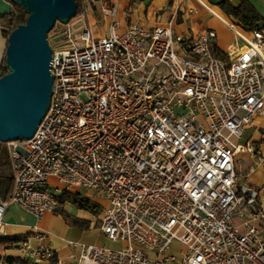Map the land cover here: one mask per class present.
Listing matches in <instances>:
<instances>
[{"label":"built area","instance_id":"obj_1","mask_svg":"<svg viewBox=\"0 0 264 264\" xmlns=\"http://www.w3.org/2000/svg\"><path fill=\"white\" fill-rule=\"evenodd\" d=\"M94 2L104 37L88 3L53 33L49 109L31 140L6 144L14 189L0 201V240L8 204L41 220L75 189L121 247L69 242L73 264H264V189L235 166L253 152L240 143L244 128L264 116V32L223 22L235 42L219 60L213 30L175 35L173 17L122 26L116 0ZM16 240L36 263L55 258Z\"/></svg>","mask_w":264,"mask_h":264},{"label":"crops","instance_id":"obj_2","mask_svg":"<svg viewBox=\"0 0 264 264\" xmlns=\"http://www.w3.org/2000/svg\"><path fill=\"white\" fill-rule=\"evenodd\" d=\"M222 1L223 0H116L117 17L122 26L132 21H139L149 28L168 23L173 17L172 31L175 35L179 36L198 35L205 30H213L216 33V43L214 47L223 53L235 42V37L223 23L233 21L226 17L217 7ZM227 1L233 7H237L239 4L238 0ZM246 1L262 18L263 21L261 24L263 25L264 0ZM97 2L98 0H95L94 3ZM199 2L205 6L212 15L207 12ZM95 9L97 10L96 6ZM8 13H10V5L0 0V17ZM97 14L98 17H94V13L91 11L90 19H92L93 22L101 20V15L98 10ZM205 17L208 19L204 20ZM233 23L237 25L236 22ZM4 31L5 30L0 25V67L4 62L5 48L7 45V39L3 35ZM262 31L264 32V27ZM243 32L245 34L249 33ZM240 143L250 146L253 152H240L236 156L235 166L238 176L245 179L251 186L264 189V162H260V159L264 160V116L256 115L251 119L250 124L244 128ZM13 189L14 184L11 185L10 196L13 193ZM80 192L84 193V199H87L91 203L93 202L85 191ZM2 199V194L0 193V201H2ZM65 204L66 202L59 203V207L54 213L45 215L41 220L35 219L32 215L13 203L8 204L4 214V234L6 237L0 240V264H40L36 263L20 249L16 239L28 240L31 246H37L39 244L47 246L54 252L57 261L56 264H73L69 260V255L71 253L68 247L69 242L106 247L108 241L101 235L98 228L93 229V223H91L90 220L91 216L85 210L75 209L71 205L66 207ZM63 210H65V212ZM59 212H63L69 216V223L58 214ZM97 219L99 221V215ZM74 220L78 221V224L70 222ZM94 232H96L97 235L92 237L91 233ZM38 237H43L42 241H39Z\"/></svg>","mask_w":264,"mask_h":264},{"label":"water","instance_id":"obj_3","mask_svg":"<svg viewBox=\"0 0 264 264\" xmlns=\"http://www.w3.org/2000/svg\"><path fill=\"white\" fill-rule=\"evenodd\" d=\"M25 23L10 32L0 77V143L29 141L45 117L53 94L52 51L47 36L77 14L74 0H10Z\"/></svg>","mask_w":264,"mask_h":264},{"label":"trees","instance_id":"obj_4","mask_svg":"<svg viewBox=\"0 0 264 264\" xmlns=\"http://www.w3.org/2000/svg\"><path fill=\"white\" fill-rule=\"evenodd\" d=\"M3 1L9 4L11 7L10 13L0 17V25L5 30L3 32V35L7 39L11 31H13L17 26L25 23L27 16L24 14L22 8L16 6L10 0H3ZM74 1L76 3L77 14H80L82 12L81 0H74ZM238 2H239L238 6L233 7L227 0H223L217 5V7L222 11V13L226 17L230 18L233 22H236L237 25L240 28H242L243 31L250 33L257 30H262L264 24L262 25L261 22L263 20L255 12L252 6L246 0H238ZM56 24L54 29L50 32L51 34L56 31L57 28ZM210 52L212 56L216 59L219 60L225 59L223 53L220 52L215 47H211ZM5 74H7V69L5 63L3 62L2 66L0 67V77H2ZM12 184H14V174H13L12 164L10 161L9 152L8 149L6 148V144L0 143V193L2 194L3 202H9L11 198L9 193ZM69 197L73 201V204L77 203L78 205L77 207L80 210H85V209L90 210L98 207L84 198L80 199L77 202L76 200L78 199V196H71L66 192H63L57 198V200L61 204L66 202ZM58 214L61 215L63 219L69 223L68 215H66L63 212H59ZM70 222L78 224V221L76 220ZM56 263H57L56 259L53 258L49 264H56Z\"/></svg>","mask_w":264,"mask_h":264},{"label":"rangeland","instance_id":"obj_5","mask_svg":"<svg viewBox=\"0 0 264 264\" xmlns=\"http://www.w3.org/2000/svg\"><path fill=\"white\" fill-rule=\"evenodd\" d=\"M93 1V0H92ZM95 1V0H94ZM89 4L90 6H92V10L91 11H93V13H94V17H98L97 15V10L95 9V6L96 5H93V4H91V0H81V7L83 8L84 6H85V4ZM117 19H118V17H117ZM208 18L207 17H205V19L204 20H207ZM96 21V20H95ZM118 21V20H117ZM91 23H97L96 25H95V27L97 28V30H94L95 32H96V34L98 35V37H104V35H105V26H104V24L101 22V21H96V22H93L92 20H91ZM79 26V25H78ZM78 26H75L74 28H73V30L74 29H77L78 28ZM56 30H59V31H61V29H62V27H64V26H62V25H59L58 23L56 24ZM91 27L92 28H95L94 27V25H91ZM7 32V31H6ZM78 33L79 32H71V36H72V39L73 40H75L77 43H79V45H81L82 44V42H81V40L79 39V38H77V35H78ZM54 34L52 33H50L48 36H47V41H48V44H49V46H50V44H51V38H52V36H53ZM218 41V40H217ZM69 46H68V44L67 45H64V48H68ZM49 184H51V185H53V186H57V184H56V182H55V180H52V179H50L49 181ZM66 193H68L69 195H71V196H78V199L76 200L77 202L80 200V199H82L83 198V196H84V193L83 192H77V191H75V190H70V191H68V192H66ZM92 204H95L96 205V203H93L92 202ZM68 205H71V206H73L75 209H78V205H77V203H75V204H73V201L70 199V197L68 198V200L66 201V204H65V206L67 207ZM103 205V204H102ZM96 206H98L97 208H93V209H85V211L91 216V223H93V229H96V228H98L99 227V221H98V219H97V217H98V215H99V212H100V210H101V208L99 207V205H96ZM61 210V209H60ZM62 211V210H61ZM64 212H65V210H63ZM92 235V237L93 236H96L97 235V233L96 232H94V233H91ZM101 236V235H100ZM96 242V241H95ZM106 247H108V248H110V249H114V250H116V249H119L120 247H121V244L120 243H112V242H109L108 241V244L106 245ZM176 249V245L175 244H173V246H172V251H174Z\"/></svg>","mask_w":264,"mask_h":264}]
</instances>
